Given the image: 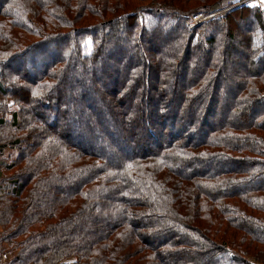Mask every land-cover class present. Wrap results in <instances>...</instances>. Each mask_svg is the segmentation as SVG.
Listing matches in <instances>:
<instances>
[{
  "label": "trees",
  "instance_id": "1",
  "mask_svg": "<svg viewBox=\"0 0 264 264\" xmlns=\"http://www.w3.org/2000/svg\"><path fill=\"white\" fill-rule=\"evenodd\" d=\"M241 1L0 0L9 264H264V4Z\"/></svg>",
  "mask_w": 264,
  "mask_h": 264
},
{
  "label": "rangeland",
  "instance_id": "2",
  "mask_svg": "<svg viewBox=\"0 0 264 264\" xmlns=\"http://www.w3.org/2000/svg\"><path fill=\"white\" fill-rule=\"evenodd\" d=\"M214 5H215V3H214ZM220 5H222V6H224L225 5V3H223V4H220ZM213 6V5H212ZM223 8V7H222ZM139 17H140V19H141V15L139 14ZM239 26L241 27L240 29H239V31L237 32L236 31V34H235V36H234V38L232 39V42L230 43V45H231V47H232V56H231V60L229 61V63H227V64H225V66H223V68H224V76H229L230 74V78H231V80L234 78V80L231 82L232 84H230V86H227V91L231 88V87H233V86H235L236 85V81L235 80H238L236 77H238V74H241V68H243V63H242V60L245 62V59L243 58V59H241L242 58V50L238 47V45H237V43L238 42H240V40H241V36H242V33H243V25H241V24H239ZM239 28V27H238ZM158 44V43H157ZM161 44H158V46H160ZM88 73H89V78L90 77H93V74H94V71L92 72V70H89L88 71ZM75 77V75L73 74V73H69L68 74V79H69V81H70V83H72V79ZM109 79V78H108ZM108 79H106L105 78V80L107 81H105V83H103L104 81L102 80V82L100 83V85H101V87H103L104 88V90L106 91V92H108V90H110V88H111V86H112V84H111V82H109V80ZM82 80V79H81ZM81 82H83V86H81V89L79 90L80 91V93L81 92H84L85 91V89L87 88L86 87V82H84V80H82ZM85 83V84H84ZM103 84H104V86H103ZM68 96H70V95H68ZM168 98V97H167ZM168 99H164V97H163V99H162V101H167ZM175 103H176V101H173V104L170 106V108H169V110H168V114H173L174 115V109L176 108V106H175ZM98 105L96 104V108H95V111L97 112V114H98V112H102L101 111V109H100V107L98 108L97 107ZM14 107V106H13ZM214 112H215V114L213 115V116H210L209 117V123L210 124H213V123H215L216 122V119L217 118H220V116H223L224 115V110L222 109V108H217L216 107V109H214ZM96 114V115H97ZM95 115V116H96ZM7 118H9V115H7ZM177 118H179L178 119V122H179V124H181L182 123V117H181V115H178L177 114ZM159 120H161V119H159ZM165 120V122H166V124L167 123H169V119H164ZM182 125V124H181ZM204 129H206V130H208V127L206 126V127H204ZM203 131V130H202ZM199 133L200 132H198V135H199ZM197 135V136H198ZM164 139V138H163ZM77 140V139H76ZM142 146H144V147H146V146H148V147H150V148H152L153 147V142H152V140H150V139H146L145 140V142H144V144H142V145H140V147H142ZM10 153H12V156H14V154H15V152L14 151H11L10 149H7V150H5V152H4V154H3V156H2V158H0V163H3V161H8V159H10V156H8ZM107 158L108 159H110V160H112L114 163L116 162V158H115V155H111V154H109V153H107ZM62 189L61 190H63V191H68L70 188L68 187V190H67V188L66 187H64V186H60ZM51 196H54V194H52ZM112 224V222H109V221H107L106 220V218L104 217V218H99V217H95V218H91V220L84 226V228H82L81 229V231H83L85 234H84V239L86 240V242H89V241H91L92 239H94V238H96V237H98L99 235H101V233L102 232H105L106 231V229L110 226ZM80 229V228H79ZM78 229V230H79ZM6 246L7 245H5L4 247H1V248H3V249H6ZM1 251V250H0ZM17 251H14V254L16 253ZM11 259H10V255L6 252H2L1 251V253H0V264H9ZM75 260H69V261H67V262H65L64 264H75L76 262H74ZM63 264V263H62Z\"/></svg>",
  "mask_w": 264,
  "mask_h": 264
},
{
  "label": "built area",
  "instance_id": "3",
  "mask_svg": "<svg viewBox=\"0 0 264 264\" xmlns=\"http://www.w3.org/2000/svg\"><path fill=\"white\" fill-rule=\"evenodd\" d=\"M250 1H255V0H242L241 2L249 3ZM220 4L221 3L216 2L215 5L213 4V6L209 7L207 13L199 12L198 14L191 16L190 25H195V24H198L202 20L213 18V17H218V16L225 14L228 10V4L224 6Z\"/></svg>",
  "mask_w": 264,
  "mask_h": 264
},
{
  "label": "crops",
  "instance_id": "4",
  "mask_svg": "<svg viewBox=\"0 0 264 264\" xmlns=\"http://www.w3.org/2000/svg\"><path fill=\"white\" fill-rule=\"evenodd\" d=\"M236 1V0H234ZM256 4H264V0H255L254 1H250V5H256Z\"/></svg>",
  "mask_w": 264,
  "mask_h": 264
}]
</instances>
